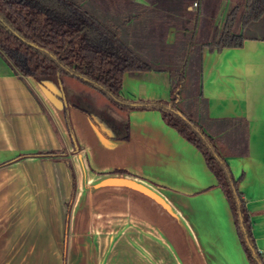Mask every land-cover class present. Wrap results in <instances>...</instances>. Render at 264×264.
I'll return each mask as SVG.
<instances>
[{
    "label": "crops",
    "instance_id": "obj_1",
    "mask_svg": "<svg viewBox=\"0 0 264 264\" xmlns=\"http://www.w3.org/2000/svg\"><path fill=\"white\" fill-rule=\"evenodd\" d=\"M86 4L118 23L153 65L169 59L163 69L124 74L120 93L133 103L171 99L177 61L164 49L197 42L208 130L222 137L247 127V152L227 161L264 252V35L246 34L242 46L221 51L196 40L221 28L237 0L217 10L209 0L206 10L200 0ZM64 94L57 77L20 76L0 55V264H251L215 174L160 110H126L115 133Z\"/></svg>",
    "mask_w": 264,
    "mask_h": 264
},
{
    "label": "trees",
    "instance_id": "obj_2",
    "mask_svg": "<svg viewBox=\"0 0 264 264\" xmlns=\"http://www.w3.org/2000/svg\"><path fill=\"white\" fill-rule=\"evenodd\" d=\"M263 15L264 0H246L243 11L234 7L222 27L215 26L206 44L218 51L242 46L247 35L236 30V24L245 28ZM0 55L20 76H55L63 81L72 75L99 90L120 109L160 110L165 120L201 151L230 204L251 264H264V253L257 248L239 188L241 178L233 175L227 161L231 154L247 152L245 127L225 131L222 137L218 130H208L211 120L207 102L201 90L193 93L190 82L185 83L187 67L182 72L178 68L171 71L173 78L177 77L171 99L136 103L125 99L120 93L124 74L156 67L123 39L118 23L102 20L88 8L86 0H0ZM192 68L193 64L189 72Z\"/></svg>",
    "mask_w": 264,
    "mask_h": 264
},
{
    "label": "rangeland",
    "instance_id": "obj_3",
    "mask_svg": "<svg viewBox=\"0 0 264 264\" xmlns=\"http://www.w3.org/2000/svg\"><path fill=\"white\" fill-rule=\"evenodd\" d=\"M201 1V5L203 6V10H206V0H200ZM211 2V4L213 5V8H210V10L215 9L217 10V5L218 3H223L224 1L227 0H209ZM237 5L241 4L242 1L237 0ZM242 5H239V9L241 10ZM102 10V9H101ZM94 12H98L96 13L102 20L107 21V18L105 16L107 15H101L99 14L100 9H95L93 10ZM213 13V14H212ZM211 16H215V14L217 15V11L216 12H212ZM105 14V13H104ZM197 20V19H196ZM201 25L207 27L208 24L206 23V18L202 17L201 18ZM210 22V20H209ZM254 24V27L252 28H245L242 29V31L244 30L243 33L245 34H255V35H264V17L262 18V20H260L259 22H257L256 24ZM218 26V25H217ZM215 28V27H213ZM202 29H204V27H202ZM236 30L241 31V27L239 25V23L236 24ZM205 30V29H204ZM204 30H202V33L199 35L196 33V40H199V38H201V40H210L211 35L207 34L205 32L204 34ZM213 32V31H212ZM209 33V32H208ZM190 36H193V33H189ZM206 38V39H205ZM192 47H188L189 49L185 50L183 48L178 49V47L175 48H171V49H164L166 51V54L170 55V60H172L174 58V62L178 63V71H181L185 69V67H187L185 69V83H187V81L190 82V85L192 87V89H190V91H192L193 93H197L198 91H200L201 89V80H197L198 77V73L196 71V67H195V63H193V60L195 61V53L197 52V42H190L189 43ZM163 49H158V52H161ZM164 54V55H166ZM146 60L149 61V59H147L145 57ZM166 59V58H164ZM162 59L161 62L159 63V65H154L156 68L160 69L165 68L163 65L168 64L165 62V60ZM172 63V61L170 62ZM176 63L174 65L170 66V69L173 70V68L177 69L175 67ZM193 63V68L190 70H188V67ZM159 66V67H158ZM190 77V78H189ZM63 83H64V89H65V100L66 102L69 104H75L80 106L81 108H84L85 110H87L92 116L95 115V118H102V120L104 119V124H106V127H111V126H115L117 127L118 131H114L115 133L118 132H123L124 130V121L127 119V113L128 111H123L120 110L118 107H116L114 104H112L99 90L95 89L94 87H92L91 85L85 83L84 81H82L81 79H79L76 76H65L63 79ZM101 113L98 114V113Z\"/></svg>",
    "mask_w": 264,
    "mask_h": 264
},
{
    "label": "flooded vegetation",
    "instance_id": "obj_4",
    "mask_svg": "<svg viewBox=\"0 0 264 264\" xmlns=\"http://www.w3.org/2000/svg\"><path fill=\"white\" fill-rule=\"evenodd\" d=\"M116 106V105H115ZM117 107V106H116ZM120 109V108H119ZM125 110V109H124ZM126 111V110H125Z\"/></svg>",
    "mask_w": 264,
    "mask_h": 264
},
{
    "label": "built area",
    "instance_id": "obj_5",
    "mask_svg": "<svg viewBox=\"0 0 264 264\" xmlns=\"http://www.w3.org/2000/svg\"><path fill=\"white\" fill-rule=\"evenodd\" d=\"M262 253H264V252H262Z\"/></svg>",
    "mask_w": 264,
    "mask_h": 264
}]
</instances>
